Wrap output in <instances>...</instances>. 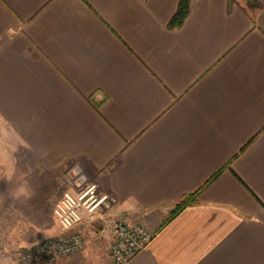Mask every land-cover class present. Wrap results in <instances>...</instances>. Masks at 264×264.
I'll list each match as a JSON object with an SVG mask.
<instances>
[{"label": "crops", "instance_id": "0c3cea01", "mask_svg": "<svg viewBox=\"0 0 264 264\" xmlns=\"http://www.w3.org/2000/svg\"><path fill=\"white\" fill-rule=\"evenodd\" d=\"M178 3L0 0V178L57 224L7 264L86 178L114 203L58 264H110L116 215L154 231L125 264H264V0Z\"/></svg>", "mask_w": 264, "mask_h": 264}, {"label": "built area", "instance_id": "2783aa9c", "mask_svg": "<svg viewBox=\"0 0 264 264\" xmlns=\"http://www.w3.org/2000/svg\"><path fill=\"white\" fill-rule=\"evenodd\" d=\"M113 203V196L94 179H84L78 190H64L53 207L60 233L21 249L20 264H58L62 257L82 250L86 238L76 226L83 221L92 222L111 209ZM107 227L113 235L110 264L127 263L154 235L145 223L128 221L118 215L107 219Z\"/></svg>", "mask_w": 264, "mask_h": 264}, {"label": "rangeland", "instance_id": "374dc122", "mask_svg": "<svg viewBox=\"0 0 264 264\" xmlns=\"http://www.w3.org/2000/svg\"><path fill=\"white\" fill-rule=\"evenodd\" d=\"M40 221L44 223L37 224ZM53 227H57V224L51 210L22 208L19 195L9 192L4 187V180L0 178V248H7L5 251L10 254L11 246L14 248L22 239ZM19 252L16 264H20ZM3 257L0 253V264H7ZM9 264H14L12 259Z\"/></svg>", "mask_w": 264, "mask_h": 264}, {"label": "trees", "instance_id": "16d2710c", "mask_svg": "<svg viewBox=\"0 0 264 264\" xmlns=\"http://www.w3.org/2000/svg\"><path fill=\"white\" fill-rule=\"evenodd\" d=\"M191 0H179L178 7L170 20V26L175 27L182 24L189 12ZM197 192L187 194L180 200L171 210L169 216L163 221L162 226L167 224L174 216H176L186 206L197 202Z\"/></svg>", "mask_w": 264, "mask_h": 264}, {"label": "clouds", "instance_id": "9594fccd", "mask_svg": "<svg viewBox=\"0 0 264 264\" xmlns=\"http://www.w3.org/2000/svg\"><path fill=\"white\" fill-rule=\"evenodd\" d=\"M18 195L28 196L29 193H28L27 189H25V188H20V189H19V192H18Z\"/></svg>", "mask_w": 264, "mask_h": 264}]
</instances>
